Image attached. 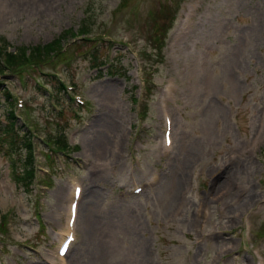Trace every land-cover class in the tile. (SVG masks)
Wrapping results in <instances>:
<instances>
[{"label": "rangeland", "instance_id": "obj_1", "mask_svg": "<svg viewBox=\"0 0 264 264\" xmlns=\"http://www.w3.org/2000/svg\"><path fill=\"white\" fill-rule=\"evenodd\" d=\"M84 22L90 24L92 34L110 32L118 44L113 66L89 81L92 94L85 114L96 117L83 137L85 155L92 163L82 172L85 196L78 213L79 245L66 264H255L250 244L244 250L238 233L241 213L260 199L264 185V0H0V45L7 43L6 52L21 47L33 52L59 38L60 46ZM169 27L168 38L171 33L186 36L184 55L194 57L195 66L192 84L182 89L172 111L175 148L155 164L160 154L155 100L166 62L165 48L159 64L160 50L153 43L159 44ZM126 40L138 51L145 49L149 62L157 66L148 82L137 71V58L123 44ZM105 52L101 47L97 55L104 57ZM90 67V57L75 54L69 72H59V76L80 86L79 76ZM24 78L28 81L23 84ZM0 82L13 97L7 101L0 91L1 121L14 108L17 129L29 133L24 121L30 107L33 128L47 138L67 136V132L73 138L75 132L85 130V123L71 116L63 95L58 102L64 113H53L47 95L29 82V72L7 80L0 77ZM145 125L151 128L147 142L141 145L138 136ZM94 137L100 138L98 152L92 145ZM135 145L141 146L135 154L137 173L131 161ZM24 153L19 149L13 157L16 160ZM231 159L235 170L220 187ZM8 163L0 150V221L10 213L9 232L0 234L6 240L0 264H43L31 253L29 242L46 255L52 251L58 221L52 213L64 209L59 200V188L66 186L64 176L54 170L52 188L42 196V212L49 223L40 226L35 191L30 184L27 191L16 184ZM154 172L158 178L153 189L136 198H117L118 188L140 180L149 182ZM173 173L179 183L171 189L168 181ZM234 173L243 184L235 191ZM89 187L98 197L87 212ZM220 194L227 205L222 203L224 215L213 214L211 228L217 233L200 240L201 208L204 203L213 204ZM258 222V228H264V210Z\"/></svg>", "mask_w": 264, "mask_h": 264}, {"label": "trees", "instance_id": "obj_2", "mask_svg": "<svg viewBox=\"0 0 264 264\" xmlns=\"http://www.w3.org/2000/svg\"><path fill=\"white\" fill-rule=\"evenodd\" d=\"M88 26H90L88 22L81 23L80 32H90L88 31ZM72 34L73 33H71V35ZM7 46V43L4 41L0 45V74L3 75L4 73H6V68H9L11 71H15L17 74L22 73L24 68H26L29 72V51L27 52V48L21 47L19 49H14L12 52H6ZM58 46L59 38L43 44L41 47L37 46L34 52L31 53V58L33 60H37L47 52L55 50ZM81 49V45H77V47L75 48L76 51H79ZM2 56H5L4 59L6 60V66L1 62ZM25 82L27 81L25 80ZM1 84L2 83H0V85ZM0 91L2 94H4L5 100H13L11 94L8 93L2 86H0ZM5 117V121L0 120V135L3 134L2 137L4 139L3 140L2 137L0 138V150H2L3 154H6L10 160V163H8V168L11 177L13 178V180H15L18 186L22 185L23 188L27 191L29 190V183L32 180V160L29 149V134L24 131L22 132L21 128L19 131L14 128L12 121H14L15 116L12 113V109L9 110ZM7 137H9L8 140ZM4 142L6 144H3ZM3 148H5V150ZM19 149L24 150V156H20V158L15 160L13 154L16 153ZM16 163H19L18 166H20V170L16 168ZM6 216L7 214H5L0 221V234H2L4 230L7 231V226L5 224Z\"/></svg>", "mask_w": 264, "mask_h": 264}, {"label": "bare ground", "instance_id": "obj_3", "mask_svg": "<svg viewBox=\"0 0 264 264\" xmlns=\"http://www.w3.org/2000/svg\"><path fill=\"white\" fill-rule=\"evenodd\" d=\"M105 95L106 96H108L107 95V93H105ZM219 110L218 109H216V112L217 113H219L218 112ZM99 143H100V138L99 137H94L93 139H92V145H93V147H94V149L98 152V150H99ZM99 146V147H98ZM231 171H233L232 169H229V168H225V170H224V172H223V175H222V182H221V184H220V187L222 186V184L224 183V185L228 182V180L230 179V173H231ZM179 183V176L176 174V173H173L172 174V176H171V179L168 181V188H171V189H174L175 188V186L177 185ZM219 187V188H220ZM61 190H65V188H64V186H61L60 188H59V191H61ZM88 194V196L86 195V198H87V200H86V210H87V212H89L90 210H91V207H92V205H93V203H94V201L96 200V198L98 197V193H97V191H95V190H92L91 189V187H89V192L87 193ZM255 194V193H254ZM256 195V194H255ZM254 195V196H255ZM63 196V195H62ZM59 200H62V197L59 199ZM195 205V204H194ZM63 206H65V204L63 205ZM56 213V210H54L53 211V213H52V215L53 214H55ZM193 222H194V220H192ZM65 232V231H64ZM77 247V246H76ZM75 250H77V249H74V251H73V253H72V255L70 256V258L73 256V254H74V252H75Z\"/></svg>", "mask_w": 264, "mask_h": 264}]
</instances>
